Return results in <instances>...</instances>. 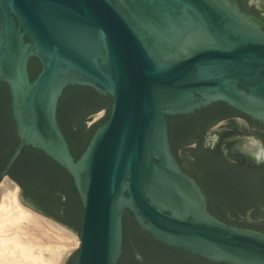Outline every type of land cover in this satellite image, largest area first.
I'll return each mask as SVG.
<instances>
[{
	"label": "water",
	"instance_id": "water-1",
	"mask_svg": "<svg viewBox=\"0 0 264 264\" xmlns=\"http://www.w3.org/2000/svg\"><path fill=\"white\" fill-rule=\"evenodd\" d=\"M33 57L42 64L35 78ZM0 80L20 137L9 166L26 146L38 148L71 173L81 196V231L72 227L80 245L65 264H118L127 211L167 245L264 264V232L209 210L169 132L168 116L215 102L264 122V25L235 0H0ZM73 85L113 99L80 157L58 119ZM20 188L27 206L52 217Z\"/></svg>",
	"mask_w": 264,
	"mask_h": 264
},
{
	"label": "trees",
	"instance_id": "trees-1",
	"mask_svg": "<svg viewBox=\"0 0 264 264\" xmlns=\"http://www.w3.org/2000/svg\"><path fill=\"white\" fill-rule=\"evenodd\" d=\"M242 6L247 8L243 2ZM41 68L40 60L31 58V78H35ZM112 103L111 96L89 86L66 88L59 102L58 119L76 157L84 152L96 128L110 116ZM103 108L107 109L104 118L88 126L86 117ZM231 112L243 114L226 102H215L192 114L168 116L171 146L181 167L201 184L208 196V208L215 216L229 224L264 232V165L211 164L225 160L206 148L201 151H206L211 157L199 161L205 164H186L179 154L183 144L188 139L192 140L190 132L187 137V122L191 123L203 115L219 119ZM175 120L180 123L179 127L174 126ZM20 159L26 161V164H19L25 173L21 178L23 186L39 197L47 213L80 232L84 207L71 173L44 151L32 146L24 148L18 161ZM124 227V252L118 264H229L214 262L159 241L143 230L128 211Z\"/></svg>",
	"mask_w": 264,
	"mask_h": 264
},
{
	"label": "flooded vegetation",
	"instance_id": "flooded-vegetation-1",
	"mask_svg": "<svg viewBox=\"0 0 264 264\" xmlns=\"http://www.w3.org/2000/svg\"><path fill=\"white\" fill-rule=\"evenodd\" d=\"M235 2L243 12L254 16L264 25V0H242L247 8L242 6L240 0H235ZM4 92L6 97H4ZM97 112L89 114L86 117V122L88 123L89 119L95 117ZM257 120L238 112H231L221 116V118L219 117V119L208 118L206 115L200 116L191 123L187 122V137L189 138L190 132L192 140L188 139L183 144L179 154L185 159L186 164H205L199 163V161L207 160L211 157L206 151H201L206 148L207 151L220 155L225 160V162L216 161L211 164H240L259 167L253 165L252 159L239 150L240 146L245 142L244 138L247 136H254L264 141V122L261 120H258L261 123L255 122ZM174 126L179 127L180 123L175 120ZM18 136L11 106L10 90L7 83L0 80V184L6 177L11 178L22 186V194L25 198L44 209L39 197L32 190L26 189L21 183V178L24 177L25 173L23 167L19 164H26V161H22V159L18 161V159L22 155L24 148L18 158L9 166L11 157L20 142V137L18 141Z\"/></svg>",
	"mask_w": 264,
	"mask_h": 264
},
{
	"label": "bare ground",
	"instance_id": "bare-ground-1",
	"mask_svg": "<svg viewBox=\"0 0 264 264\" xmlns=\"http://www.w3.org/2000/svg\"><path fill=\"white\" fill-rule=\"evenodd\" d=\"M0 194V264H62L71 247L52 244L48 235L54 230L62 240L73 239L70 229L25 205L11 178L2 181Z\"/></svg>",
	"mask_w": 264,
	"mask_h": 264
},
{
	"label": "rangeland",
	"instance_id": "rangeland-1",
	"mask_svg": "<svg viewBox=\"0 0 264 264\" xmlns=\"http://www.w3.org/2000/svg\"><path fill=\"white\" fill-rule=\"evenodd\" d=\"M106 113V109L103 108L102 110H100L99 112H97V114H95V117H93L91 120L88 121V126H90L91 124H93L94 122H96L97 120H99L101 117H103ZM2 198L0 199V203H1ZM25 204V203H24ZM26 205V204H25ZM51 219L55 220V218L50 217ZM58 223L62 224L63 226H65L66 228L70 229V231L73 234V239H69V240H62L57 236V233L54 230H50L49 231V235H48V241H50L52 244H59V243H65L67 245V247H71L69 249V252L67 254V257L65 258L64 262L62 264H65V262L69 259V257L72 255V253L74 252V250L80 245V235L78 233V230L64 224L63 222L59 221V220H55Z\"/></svg>",
	"mask_w": 264,
	"mask_h": 264
},
{
	"label": "clouds",
	"instance_id": "clouds-1",
	"mask_svg": "<svg viewBox=\"0 0 264 264\" xmlns=\"http://www.w3.org/2000/svg\"><path fill=\"white\" fill-rule=\"evenodd\" d=\"M245 142L240 146V151L248 155L255 164H264V141L259 140L254 136L244 138Z\"/></svg>",
	"mask_w": 264,
	"mask_h": 264
}]
</instances>
